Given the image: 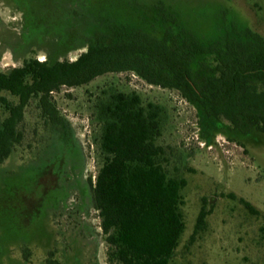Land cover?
<instances>
[{
  "label": "rangeland",
  "instance_id": "obj_1",
  "mask_svg": "<svg viewBox=\"0 0 264 264\" xmlns=\"http://www.w3.org/2000/svg\"><path fill=\"white\" fill-rule=\"evenodd\" d=\"M97 1L109 8L120 27L157 37L172 26L182 40L192 33L198 37L248 29L264 38V0ZM40 2L21 0L23 5ZM55 8L46 7L37 18L49 20ZM21 26V13L13 1L0 0L1 70L31 56L46 57L44 48L23 45ZM111 37L108 31L99 35L106 41ZM84 50V45L77 46L58 56L73 60ZM117 91L135 93L143 106L157 107L155 141L167 151L165 170L169 177L186 181L180 206L185 228L169 264H264V134L242 136L225 129L205 139L197 110L177 90L149 84L134 71L107 72L87 84L62 86L52 93L82 151L81 175L78 161L75 172L52 176L56 159L69 153L71 143L58 139L43 123L35 104L26 109L23 140L0 163V264H45L50 257L62 264H112L85 179H94L101 162L96 104ZM61 181H70L73 188L66 189V206L57 204L53 209L51 205L64 194L63 187L55 186H64ZM201 208L208 214L192 237Z\"/></svg>",
  "mask_w": 264,
  "mask_h": 264
},
{
  "label": "trees",
  "instance_id": "obj_2",
  "mask_svg": "<svg viewBox=\"0 0 264 264\" xmlns=\"http://www.w3.org/2000/svg\"><path fill=\"white\" fill-rule=\"evenodd\" d=\"M12 1L22 17L23 45L44 48L46 57L31 56L0 69V163L22 142L31 104L58 139L73 138L52 93L107 72L134 71L149 84L177 90L197 110L205 139L225 129L242 136L264 134V38L258 33L223 30L211 36L192 33L182 40L169 26L157 37L120 27L97 0H41L36 4L41 7ZM52 5L53 17L40 21L38 13L45 14ZM106 31L112 34L108 41L99 38ZM83 45L85 50L73 60L58 56ZM96 108L101 162L88 184L107 259L112 264H169L185 228L180 206L186 181L169 177L165 170L167 151L155 141L158 109L143 106L135 93L121 91ZM207 214L201 208L192 237ZM45 264L62 263L50 257Z\"/></svg>",
  "mask_w": 264,
  "mask_h": 264
},
{
  "label": "flooded vegetation",
  "instance_id": "obj_3",
  "mask_svg": "<svg viewBox=\"0 0 264 264\" xmlns=\"http://www.w3.org/2000/svg\"><path fill=\"white\" fill-rule=\"evenodd\" d=\"M68 141L71 143V145L69 147V149H70L69 150V153H67V152H66V154L64 153L65 155H64V157L62 159L61 158L60 159L59 158L56 159L57 168L55 169V173L52 176H56V177H59L60 178V176L62 175V173L69 174L70 172H75L78 169V167L76 166V163H78V161H80V163L83 161V155H82V151L80 149L79 144L77 142L73 141V138H69ZM35 160H38V158L35 159ZM53 164L55 165V162ZM82 169L83 168H82V163H81V166H80V175H81ZM85 180H86V185H87L86 188L90 189L89 184H88V179H85ZM76 181L79 182V178H77L74 181L75 182L74 187L78 186V182H76ZM65 182H67V181H65ZM61 184L64 185V186H60V185H58V186L55 185V186L57 188L63 187L64 188V194L63 195H60V197H59L58 201L55 203V205H51V206H53L52 207L53 209L55 208V206L57 204H63L64 207L66 206L65 205L66 204L65 199H66V197L69 196V195L67 196L68 193H67L66 189L67 188L69 189V187L70 188L71 187L73 188V186L70 185L71 184L70 181H68V183H63V181H61ZM65 185H67V187ZM52 259H54V258H52Z\"/></svg>",
  "mask_w": 264,
  "mask_h": 264
}]
</instances>
